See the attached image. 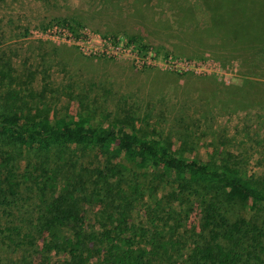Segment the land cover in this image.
Instances as JSON below:
<instances>
[{
    "label": "trees",
    "instance_id": "obj_1",
    "mask_svg": "<svg viewBox=\"0 0 264 264\" xmlns=\"http://www.w3.org/2000/svg\"><path fill=\"white\" fill-rule=\"evenodd\" d=\"M205 1L213 7L210 26L221 19L225 50L248 58L264 51V0ZM16 79L1 63L0 251L14 254L11 264H264V172L245 176L237 154L220 146L206 157L176 146L162 130L138 127L130 113L100 121L65 108L27 112L17 103ZM252 84L241 86L242 98L264 101V88ZM17 145L36 156L22 171ZM71 146L96 149L106 161L49 199L59 168L46 154ZM146 167L155 184L149 190L137 179ZM160 184L168 187L162 195ZM148 191L146 224L135 223L130 209ZM192 199L202 223L185 230L181 254V206Z\"/></svg>",
    "mask_w": 264,
    "mask_h": 264
},
{
    "label": "rangeland",
    "instance_id": "obj_2",
    "mask_svg": "<svg viewBox=\"0 0 264 264\" xmlns=\"http://www.w3.org/2000/svg\"><path fill=\"white\" fill-rule=\"evenodd\" d=\"M212 11L205 0H0V64L9 63L17 76L22 110L65 108L100 121L130 113L138 127L162 130L176 146L205 157L220 146L237 154L245 176L260 175L264 101L242 98L241 86L264 88V51L248 58L225 50L221 19L210 26ZM47 155L59 168L49 199L107 157L76 146ZM34 159L17 145V170ZM140 172L137 179L149 190L152 169ZM157 191L168 187L160 184ZM148 200L149 191L134 202L131 221L146 224ZM181 208L185 223L176 238L185 254L186 239L202 219L194 199ZM13 256L1 250L0 264H11Z\"/></svg>",
    "mask_w": 264,
    "mask_h": 264
}]
</instances>
